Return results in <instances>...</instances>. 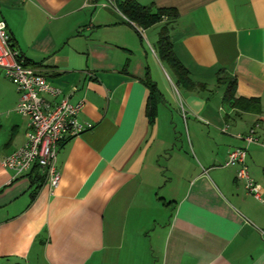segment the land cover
Returning <instances> with one entry per match:
<instances>
[{"label": "crops", "instance_id": "0c3cea01", "mask_svg": "<svg viewBox=\"0 0 264 264\" xmlns=\"http://www.w3.org/2000/svg\"><path fill=\"white\" fill-rule=\"evenodd\" d=\"M136 1L178 9L174 53L205 88L177 84L156 53L155 27L168 19L135 26L106 0H0L14 47L74 103L84 99L80 119L94 123L60 143L58 187L44 177L32 197L31 170L13 180L2 163L29 130L16 86L6 93L0 264H264V148L244 140L253 128L264 137V0ZM218 74L259 104L222 103ZM239 146L263 201L224 166Z\"/></svg>", "mask_w": 264, "mask_h": 264}, {"label": "built area", "instance_id": "2783aa9c", "mask_svg": "<svg viewBox=\"0 0 264 264\" xmlns=\"http://www.w3.org/2000/svg\"><path fill=\"white\" fill-rule=\"evenodd\" d=\"M106 1L108 5L119 9L114 5V0ZM131 23L135 25L134 22ZM10 44L11 35L7 22L0 19V67L19 93L15 110L29 118L25 143L11 151L2 159V163L6 168L12 169L13 180L37 165L48 186L55 189L61 182V173L56 161L60 143L72 136H79L86 129H92L94 123L80 119L84 99L74 103L69 96L63 94L61 87L52 84L37 66L26 64L20 50ZM180 105L181 114L185 116L184 105ZM244 140L249 144L258 143L264 148V137L260 138L254 128ZM247 149L239 146L230 150L224 166H237V179L244 181L247 192L263 201L260 185L251 178L249 166L246 164Z\"/></svg>", "mask_w": 264, "mask_h": 264}, {"label": "trees", "instance_id": "16d2710c", "mask_svg": "<svg viewBox=\"0 0 264 264\" xmlns=\"http://www.w3.org/2000/svg\"><path fill=\"white\" fill-rule=\"evenodd\" d=\"M117 7L122 11V14L128 18L130 22H134L135 26L140 27H150L152 25L157 24L159 21H163L164 19H168V21L162 25L160 28V34L157 39V46H156V53L159 54L162 61L165 62V64L173 71L175 74V79H177V84H180L183 87H187L188 89H195L200 86L201 89L205 88L206 85L201 82H195L193 79L189 76V70L186 66H184L181 62V60L177 57V55L174 53L173 48V41L170 39L171 34V28H168L166 24H169L173 20H176L179 17L178 9L169 6V7H160V6H154V5H148V4H140L136 0H123L118 2ZM12 47H14L13 44V38H11V44ZM26 64H34L33 62H29L26 59H23ZM224 71L221 70V73ZM218 78V81H221L224 77L218 74L216 77ZM227 83V86L225 88V94L222 99V103L227 104L231 107H241L242 109H250L253 108V106L249 107L250 102H254V104H259L258 100H255L253 98L246 99V98H240L236 97V79L229 77L224 78V80ZM147 84L150 87V93L149 101H148V110H147V116L148 118L154 122L155 121V114L157 113V106L155 104V95L157 91L156 84L150 80L148 77ZM40 168L36 165L33 170L29 173L32 181V185H34V191L32 192V197L36 196V193L41 188L42 182H44V175L41 174Z\"/></svg>", "mask_w": 264, "mask_h": 264}, {"label": "rangeland", "instance_id": "374dc122", "mask_svg": "<svg viewBox=\"0 0 264 264\" xmlns=\"http://www.w3.org/2000/svg\"><path fill=\"white\" fill-rule=\"evenodd\" d=\"M170 24H166L168 28H170ZM162 25L161 24H157V26L155 27L156 29L158 28L159 31H161ZM12 88H15L13 86V84L11 83V80L9 79V77L7 75H5V73L3 72L2 68L0 67V103H4L7 100L6 98V93H9V90H11ZM6 100V101H5Z\"/></svg>", "mask_w": 264, "mask_h": 264}]
</instances>
